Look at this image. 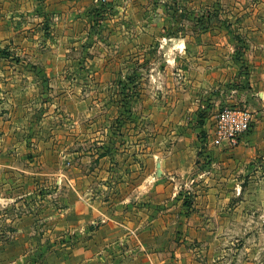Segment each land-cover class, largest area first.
<instances>
[{"label":"crops","instance_id":"0c3cea01","mask_svg":"<svg viewBox=\"0 0 264 264\" xmlns=\"http://www.w3.org/2000/svg\"><path fill=\"white\" fill-rule=\"evenodd\" d=\"M140 2L147 0H107L99 4L94 0H0V10L8 12L9 17L12 15L11 20L0 23L3 28L0 41L14 44L10 37L14 39L17 31L19 40L23 39L30 47L24 55L26 60H20L29 66L18 69V75L24 81L20 92L27 94L20 100L24 114L21 139L33 141L34 146L54 157L56 162L45 171H57L62 176L60 167L65 161L74 173L67 182L63 179L69 188L68 195L62 199L66 205L65 214L52 204L48 215L57 241L51 235L49 244L46 237L44 245L39 244L35 251L43 257L50 248L51 254L34 264H196L179 257L183 246L202 242L205 247L217 251L220 232L232 229L235 221L240 219L234 208L215 224L209 205L227 200L264 204V39L260 43L262 59L249 65L247 72L212 68L208 76L203 74V81L198 83L202 88L196 90L194 97L203 117H200V129L195 127V133L180 134L178 143L173 141L170 149L166 148L162 154H156L149 147L139 151L136 140L130 137L118 148V156L124 157L123 164L116 167L111 162V154L101 155L104 151L99 155L96 149L87 154L74 149L66 152L58 143L66 141L67 149L69 142L96 140L101 151L107 132L105 130L99 136L91 132V127L96 128L101 120L89 116L92 106L89 93L97 86H106L114 73L108 67H96V63H92L95 59L86 58L85 68H64L60 63L69 49L90 52V48L98 47V44H108L103 41L107 36L112 39L117 33L118 10L121 13L138 11V7H142ZM158 5L156 0H151L145 8L157 9L155 6ZM23 13L29 15L24 17ZM131 24L140 28L137 20ZM96 27L99 28L96 30ZM135 37L130 36V40L124 37L123 41H129L133 46L140 41L138 35ZM145 38L147 43L152 40L150 36ZM219 41V37L198 36L196 39L197 43L210 45H218ZM38 46L50 52L43 53L36 48ZM227 57L229 60L230 56ZM0 75L7 76L8 70L0 69ZM32 93L35 96L29 97ZM225 105L244 107L253 116L249 130L240 137L237 145L214 141V113ZM79 112L84 115L76 116ZM59 132L63 135L59 136ZM80 155L83 156L82 163L88 162L92 155L98 157L92 170L77 173L81 169L75 164V157ZM158 157L160 177L156 178ZM201 160L206 165L203 169L198 167ZM96 179L118 188L115 202L108 204L106 200L89 197L88 187ZM238 187L245 189L243 198L233 191ZM185 194L192 196L194 203L196 200L201 204L197 210L192 208L189 218L181 215ZM244 198L248 200L242 201ZM218 212H224V207ZM261 216L264 217V213ZM172 220L184 231L181 239L177 237L180 231H171L175 228L171 227ZM95 222L100 224L90 232L89 226ZM69 231L75 237L70 242H60L59 239L66 238L65 233ZM213 257L219 258L215 254Z\"/></svg>","mask_w":264,"mask_h":264},{"label":"rangeland","instance_id":"374dc122","mask_svg":"<svg viewBox=\"0 0 264 264\" xmlns=\"http://www.w3.org/2000/svg\"><path fill=\"white\" fill-rule=\"evenodd\" d=\"M150 1L140 2L142 7L137 6L138 11L121 13L118 10L117 33L112 39L107 36L103 41H108V44H98V47L90 48V52L69 49L65 53L67 61L60 63L64 68H85L86 58H89L95 59L92 63H96L99 69L108 67L114 73L106 86H97L89 93L92 103L89 116L101 120L96 128L91 127V132L98 136L105 130L107 132L105 144L100 146L101 151L96 140L69 142L66 149V141L59 138L64 141L58 143L65 147L66 152L74 149L87 154V151L96 149L99 155L104 151L101 155L111 154V162L118 167L123 164L124 157L118 156V148L131 137L139 145V151L149 147L156 154H162L173 141L178 143L180 134L195 133V127L201 126L202 112L194 97L196 90L202 88L198 83L203 81L204 73L208 76L212 68L225 72L231 68L244 73L249 65L262 59L263 46L260 43L264 39V0H156L159 5L155 8L159 9L148 10L145 6H149ZM28 15L23 13L22 16ZM11 17L8 12L0 10V23L11 20ZM135 20L139 21L138 29L131 24ZM16 32L14 39L10 37L16 44L0 41V53L3 51V55L0 54V69L8 70L7 76L0 75V264H34L51 254L49 248L42 252V257L40 252L35 251L38 245H44L46 237L50 244L51 235L57 241L48 215L52 204L53 208L65 214L66 205L62 199L69 192L67 178L74 173L64 159L60 167L62 176L57 171H45L56 162L54 157L34 146L33 141L24 142L21 139V118L24 114L20 100L27 94L20 92L24 81L18 74L22 67L29 66L25 65L26 61L20 60L25 59L24 55L30 47L24 44L23 39L19 40ZM135 35L140 39L136 45L123 41L124 37L130 40V36ZM146 36L152 37L150 43L146 42ZM198 36L219 37L220 41L218 45L200 44L196 42ZM36 48L43 53L50 52L39 46ZM227 56L231 58L228 60ZM30 96H35V93ZM83 115L82 112L76 114L78 117ZM103 118L106 121L102 122ZM181 121L184 123H179ZM32 122H35L34 118ZM59 134L63 135L62 132ZM82 158V155L75 157V164L81 169L77 172L79 174L92 170L98 160L92 155L88 162L82 163ZM157 159L159 162V157ZM203 160L206 161V157L203 156ZM204 164L201 160L198 167L203 169ZM159 177L160 174L156 178ZM90 186L91 198L106 200L108 204L118 199V188L111 183L107 185L96 179ZM233 191H237L239 198L245 196L244 188L238 187ZM193 200L192 196L184 195L183 218L190 217L192 208H201V204ZM184 201L189 204L185 205ZM208 207L215 224L234 208L236 217L240 219L235 221L232 229L220 232L217 251L205 247V243L195 242L192 243L196 245L194 247H191L192 244L184 245L179 257L196 264H264V217L261 216L264 204L227 200ZM222 207L224 212H218ZM243 214L246 218L242 217ZM99 224H91L90 232ZM176 224L171 221V227H175L171 231H180L177 237L181 239L184 231ZM65 235L66 238L61 237L60 242H70L75 237L71 232ZM214 254L219 258H214ZM19 257L20 260H16Z\"/></svg>","mask_w":264,"mask_h":264},{"label":"built area","instance_id":"2783aa9c","mask_svg":"<svg viewBox=\"0 0 264 264\" xmlns=\"http://www.w3.org/2000/svg\"><path fill=\"white\" fill-rule=\"evenodd\" d=\"M107 0H94L96 3ZM252 114L244 107L223 106L217 111L213 123V135L215 143L227 142L237 145L240 137L246 133L251 125Z\"/></svg>","mask_w":264,"mask_h":264},{"label":"water","instance_id":"95a60500","mask_svg":"<svg viewBox=\"0 0 264 264\" xmlns=\"http://www.w3.org/2000/svg\"><path fill=\"white\" fill-rule=\"evenodd\" d=\"M157 174L158 175L160 174V163L159 162L157 163Z\"/></svg>","mask_w":264,"mask_h":264},{"label":"trees","instance_id":"16d2710c","mask_svg":"<svg viewBox=\"0 0 264 264\" xmlns=\"http://www.w3.org/2000/svg\"><path fill=\"white\" fill-rule=\"evenodd\" d=\"M0 54L3 55V51H2ZM184 204H185V205H188L189 203H188V201H184Z\"/></svg>","mask_w":264,"mask_h":264}]
</instances>
